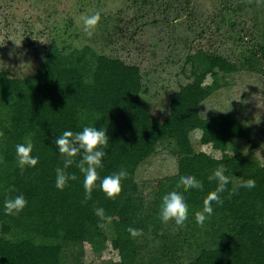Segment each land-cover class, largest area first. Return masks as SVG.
Instances as JSON below:
<instances>
[{"label":"trees","instance_id":"1","mask_svg":"<svg viewBox=\"0 0 264 264\" xmlns=\"http://www.w3.org/2000/svg\"><path fill=\"white\" fill-rule=\"evenodd\" d=\"M228 20L221 18L220 24ZM241 42L237 35L239 64L204 48L188 55L190 76L164 95L160 112L142 97L147 88L137 65L98 53L90 45L65 51L52 40L33 74L18 78L0 70L4 133L0 137V264H82L78 257L66 263L64 249H81L87 243L101 252L108 240L119 255L109 264H264V164L242 151L215 158L194 149L191 141L197 130L200 144L222 152L236 140L254 146L250 128L229 113L203 117L199 112V105L219 88L221 73L244 65L255 68L264 60V44L247 52ZM209 77L211 81L205 83ZM84 127L106 130L109 138L89 200H85L84 174L75 163L66 172L77 178L63 190L55 186V169L63 167L55 139L64 131L78 133ZM27 139L33 144L31 155L39 160L35 167L21 171L16 145ZM166 142L173 145L177 172L160 178L150 195L143 196L135 181L136 169L159 143ZM221 165L230 179L220 194L223 204L213 202L212 215L200 226L195 213L203 210L204 199L215 190L217 181L208 177ZM121 169L127 172L122 191L109 199L101 181ZM188 175L201 181L203 189L177 187L180 177ZM248 179L255 180L254 188L239 187ZM172 191L181 193L188 205L183 226L174 221L165 224L160 218L162 197ZM20 194L26 207L18 215H6L4 201ZM96 208H103L111 219L95 215ZM129 227L143 234L133 238ZM185 245L192 256L177 263ZM149 248L153 250L146 258L143 251Z\"/></svg>","mask_w":264,"mask_h":264},{"label":"rangeland","instance_id":"2","mask_svg":"<svg viewBox=\"0 0 264 264\" xmlns=\"http://www.w3.org/2000/svg\"><path fill=\"white\" fill-rule=\"evenodd\" d=\"M97 13L99 22L88 36L81 18ZM221 18L229 20L220 24ZM263 32L264 0H0V70L18 78L33 74L52 40L65 51L90 45L98 53L137 65L147 88L142 97L160 112L164 95L190 76L188 55L204 48L239 64L242 57L234 43L237 35L248 52L264 44ZM263 61L255 68L244 65L235 72L221 73L219 88L199 105L203 117L229 113L248 126L254 146L250 147L248 140H236L222 152L210 144H200V132L196 130L191 134L194 149L215 158L247 152L264 164ZM210 81L211 77L205 83ZM172 149L171 143H159L137 167L135 181L143 196L151 193L145 188L152 190L160 178L177 172ZM150 249L143 251L146 258L151 255ZM190 249L185 245L178 252L177 263L189 260L193 253ZM63 256L66 263L77 257L82 264L119 260L110 240L101 252L84 243L81 249L65 248Z\"/></svg>","mask_w":264,"mask_h":264},{"label":"clouds","instance_id":"3","mask_svg":"<svg viewBox=\"0 0 264 264\" xmlns=\"http://www.w3.org/2000/svg\"><path fill=\"white\" fill-rule=\"evenodd\" d=\"M83 30L88 35H92V31L99 22V14L91 16H83ZM4 133L0 131V137ZM109 138L106 135V130H97L94 127H84L81 132L73 133L72 131H64L62 135L55 139L56 147L63 157V167L55 169L56 179L55 186L59 190H63L67 186L69 180H75V174H68L66 169L74 163L79 171L84 174L85 200L91 199V192L95 187V182L99 179L97 169L102 167V158L106 155L104 149L108 146ZM33 144L31 139H27L25 143L16 145L17 165L21 171L26 167H35L39 157L31 155ZM81 159L76 162L74 158L81 154ZM233 155V152H232ZM226 168L221 165L214 170L213 174L208 177L209 181H217V186L214 191L207 194L203 201V210L195 213V221L198 225L203 226L205 220L213 213L212 204L222 205L221 193L226 191V185L230 183L229 176L225 175ZM127 177V172L121 169L117 173H113L103 178L100 187L106 194L107 198L115 199L122 191L121 180ZM183 186L185 191L190 188L202 190L203 183L195 177L181 176L177 187ZM256 182L254 179L243 181L239 187L254 188ZM146 193L151 192V188H145ZM235 191L230 195H234ZM147 203V202H146ZM27 205L25 197L20 194L14 198L4 201V209L6 215H18ZM95 215L101 219L110 220L111 217H106L103 208H96ZM161 221L167 224L169 221H174L176 226H183L188 219V205L185 202L184 196L172 191L162 197L160 205ZM127 231L133 238L143 234L142 230L129 227Z\"/></svg>","mask_w":264,"mask_h":264}]
</instances>
